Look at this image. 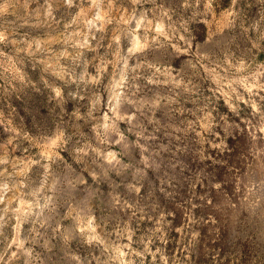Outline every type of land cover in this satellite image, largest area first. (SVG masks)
Returning a JSON list of instances; mask_svg holds the SVG:
<instances>
[{"label": "rangeland", "instance_id": "374dc122", "mask_svg": "<svg viewBox=\"0 0 264 264\" xmlns=\"http://www.w3.org/2000/svg\"><path fill=\"white\" fill-rule=\"evenodd\" d=\"M0 264H264V0H0Z\"/></svg>", "mask_w": 264, "mask_h": 264}]
</instances>
